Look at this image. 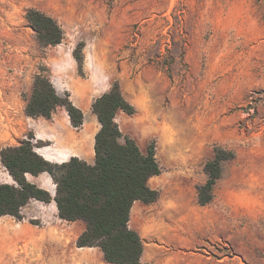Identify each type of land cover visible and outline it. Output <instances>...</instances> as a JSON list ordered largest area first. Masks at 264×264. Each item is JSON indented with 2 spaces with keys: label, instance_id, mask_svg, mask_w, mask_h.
I'll list each match as a JSON object with an SVG mask.
<instances>
[{
  "label": "rangeland",
  "instance_id": "obj_1",
  "mask_svg": "<svg viewBox=\"0 0 264 264\" xmlns=\"http://www.w3.org/2000/svg\"><path fill=\"white\" fill-rule=\"evenodd\" d=\"M30 7L58 20L61 43L38 42ZM40 68L84 103L117 79L137 109L118 113L121 130L144 151L155 142L161 173L149 184L160 196L137 202L130 220L142 264H264V0H0V150L2 122L23 115ZM217 148L235 157L202 206ZM62 223L53 237L0 243V264H113L76 245L84 221Z\"/></svg>",
  "mask_w": 264,
  "mask_h": 264
},
{
  "label": "trees",
  "instance_id": "obj_2",
  "mask_svg": "<svg viewBox=\"0 0 264 264\" xmlns=\"http://www.w3.org/2000/svg\"><path fill=\"white\" fill-rule=\"evenodd\" d=\"M25 17L42 46H54L65 37L64 30L52 15L36 7L26 10ZM83 43L74 51L80 72L83 69ZM64 107L74 127H81L85 115L70 98L58 92L47 68H40L33 77L31 93L26 99L25 113L31 117L51 118L54 111ZM100 122L95 137V163L77 156L68 161L52 162L40 155L33 142V133L15 146L0 150V161L15 183L0 182V217L10 215L18 220L32 198L44 202L55 200L60 218L73 222L82 220L85 229L76 239L78 247H98L104 260L113 264H142L144 243L140 233L130 226L135 202L151 204L159 199L160 191L149 180L161 173L156 157V144L142 150L136 139L124 134L117 121L120 111L136 113L135 105L123 94L119 81L98 96L92 104ZM235 157L233 151L217 148L205 164L206 182L197 188L198 203L202 206L213 199L214 186L222 175V164ZM48 172L56 183L52 194L30 182L26 173L39 175ZM32 223H38L31 219Z\"/></svg>",
  "mask_w": 264,
  "mask_h": 264
},
{
  "label": "crops",
  "instance_id": "obj_3",
  "mask_svg": "<svg viewBox=\"0 0 264 264\" xmlns=\"http://www.w3.org/2000/svg\"><path fill=\"white\" fill-rule=\"evenodd\" d=\"M104 86L105 89L101 94L108 91L111 87L109 84ZM57 90L60 93L58 88ZM71 99L84 112L85 119L81 127L77 128L72 125L68 111L64 107L57 108L51 118L28 116L25 113L26 100H24L22 108L23 115L18 116L12 113L11 117L9 116L2 122V148L20 144L23 139L28 137L26 132H32L35 139L33 141L34 143L37 141H43L45 143L41 146H35V150L47 160L62 163L68 161L72 156H77L90 164H94L95 137L100 129V122L92 109L94 100H91L89 103H84L81 100H76L73 94ZM4 169L6 170L5 179L0 180V182L15 183V180L7 169L5 167ZM26 177L30 182L48 190L52 196H55L56 183L50 173L42 172L39 175L26 173ZM21 213L23 215L22 220H18L10 215L0 217L2 224L0 229L1 244L9 242L7 240L10 238L14 242H35L38 237L44 236L47 238L48 235L53 237V229L48 231L49 226L54 228V223L56 222L58 224L69 222L60 218L55 200L44 202L32 198L22 207ZM3 217H9L10 220L1 219ZM31 219L37 220L38 223H32ZM15 224H19L21 229L13 231L3 230L10 226H15ZM4 262L7 261L5 259L1 261L0 258V263Z\"/></svg>",
  "mask_w": 264,
  "mask_h": 264
}]
</instances>
